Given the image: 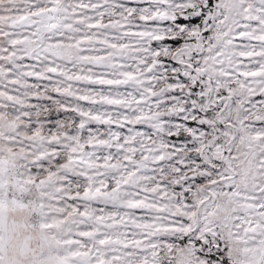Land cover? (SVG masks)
Here are the masks:
<instances>
[{"label":"snow or ice","instance_id":"1","mask_svg":"<svg viewBox=\"0 0 264 264\" xmlns=\"http://www.w3.org/2000/svg\"><path fill=\"white\" fill-rule=\"evenodd\" d=\"M0 264H264V0H0Z\"/></svg>","mask_w":264,"mask_h":264}]
</instances>
